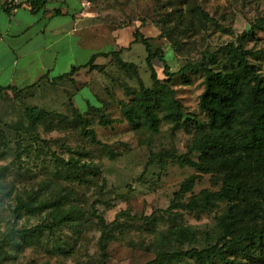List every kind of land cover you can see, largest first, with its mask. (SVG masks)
Here are the masks:
<instances>
[{
  "label": "rangeland",
  "instance_id": "1",
  "mask_svg": "<svg viewBox=\"0 0 264 264\" xmlns=\"http://www.w3.org/2000/svg\"><path fill=\"white\" fill-rule=\"evenodd\" d=\"M89 1L103 25L101 49H119L123 60L136 65L144 87L151 86L150 69L144 46L132 42L134 29L148 37L152 52L160 51L172 73L168 82L187 120L205 119L198 109L203 76L179 73V69L197 62L205 52L237 43L243 32L264 20V0ZM260 26L242 41L245 48L264 50V25ZM99 61L105 64L102 71L82 69L72 80L0 95V239L12 235L20 244L6 246L13 258L0 264H147L158 252L168 257L173 251L201 249L215 241L216 220L224 203L207 210L183 207L201 189H218L210 175H201L191 192L174 198L181 182L195 171L171 156L186 153L192 133L172 130L166 122L156 133L133 129L125 121L100 126L88 105H99L111 118H122L117 101H128L140 84L113 58ZM252 61L260 67V61ZM153 64L165 81L162 61L156 58ZM26 105L48 116L33 125L24 115ZM74 107L87 110L84 127L73 115ZM70 158L73 168L61 161ZM191 158L196 159V154ZM19 198L34 205L49 201L60 209L17 213ZM63 210L69 219L60 223L55 214ZM178 227L194 230L195 240L172 237L169 231ZM21 231L32 232L33 241H23ZM163 260V264H198L193 256Z\"/></svg>",
  "mask_w": 264,
  "mask_h": 264
},
{
  "label": "trees",
  "instance_id": "2",
  "mask_svg": "<svg viewBox=\"0 0 264 264\" xmlns=\"http://www.w3.org/2000/svg\"><path fill=\"white\" fill-rule=\"evenodd\" d=\"M39 1L34 0L33 3ZM260 25H264V20H259L257 25L243 32L237 43L229 42L213 52H205L197 62L187 63L179 69V73L203 76L198 109L205 114L204 120L196 117L183 119L184 106L168 82L172 73L161 58L160 51H151L148 37L139 29H134L132 42L140 43L145 48L150 87H144L136 65L123 60L119 49L96 52L86 64L73 66L69 72L54 80H72V76L81 68L102 71L105 64H97L95 59L113 58L127 74L134 73L140 88L129 94L132 96L128 101H117L122 118H111L102 112L101 106L88 105L87 110L97 114L100 126L125 121L133 129L142 127L156 133L160 124L166 122L172 130L183 129L192 133L186 153L171 156L179 164H186L195 171L181 182L174 192V198L191 192L201 175H210L211 183L218 185V189H201L198 194H192L183 207L191 211L207 210L224 203V209L216 220L215 241L201 249L173 251L168 257L158 252L155 259L147 264H163V259L171 261L182 256H193L198 264H264V50L247 49L242 44L243 40L255 34L254 28H260ZM156 58L162 61L165 81L159 78L154 67L153 60ZM254 59L260 61V67L252 61ZM39 84L20 89L1 87L0 95L7 91L25 93ZM86 111L81 112L76 107L73 109V115L83 127L87 123L83 115ZM24 115L31 124L37 125L48 113L26 105ZM81 131L94 135L89 129L82 128ZM192 154H196V159L191 158ZM61 161L68 168L75 165L72 158ZM54 204L43 201L34 205L19 198L16 209L17 213L21 209L29 213L52 208L54 212L59 211V206L54 207ZM66 214L67 210H63L55 215L63 223L69 219ZM102 226L101 248L105 251L107 225L103 222ZM169 232L180 241H194L196 237L195 231L189 227H178ZM33 237L34 234L29 232L21 239L31 242ZM9 245L15 247L20 244L12 235L0 239V262L13 258L6 250Z\"/></svg>",
  "mask_w": 264,
  "mask_h": 264
},
{
  "label": "crops",
  "instance_id": "3",
  "mask_svg": "<svg viewBox=\"0 0 264 264\" xmlns=\"http://www.w3.org/2000/svg\"><path fill=\"white\" fill-rule=\"evenodd\" d=\"M33 1L22 0L11 13L10 0H0V88L52 83L92 54L117 50L101 49L104 29L93 1L85 7L86 0ZM99 58L94 62L102 64ZM82 69L88 70L75 74Z\"/></svg>",
  "mask_w": 264,
  "mask_h": 264
},
{
  "label": "built area",
  "instance_id": "4",
  "mask_svg": "<svg viewBox=\"0 0 264 264\" xmlns=\"http://www.w3.org/2000/svg\"><path fill=\"white\" fill-rule=\"evenodd\" d=\"M89 3H90L89 0H86L83 4V7L88 6ZM21 4H22V0H10L8 5L9 11L13 13L17 9V7H19Z\"/></svg>",
  "mask_w": 264,
  "mask_h": 264
}]
</instances>
